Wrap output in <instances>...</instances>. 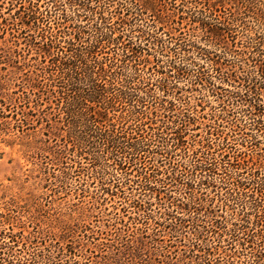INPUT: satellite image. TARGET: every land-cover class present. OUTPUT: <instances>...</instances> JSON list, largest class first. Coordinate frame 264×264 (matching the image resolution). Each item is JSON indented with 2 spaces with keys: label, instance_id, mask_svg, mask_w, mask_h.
Here are the masks:
<instances>
[{
  "label": "trees",
  "instance_id": "obj_1",
  "mask_svg": "<svg viewBox=\"0 0 264 264\" xmlns=\"http://www.w3.org/2000/svg\"><path fill=\"white\" fill-rule=\"evenodd\" d=\"M14 1L8 34L24 46L11 64L25 131L43 125L51 143L55 213L0 215V264H264V0ZM67 179L65 196L88 206L63 214L53 197ZM109 202L119 207L95 234L85 221Z\"/></svg>",
  "mask_w": 264,
  "mask_h": 264
},
{
  "label": "rangeland",
  "instance_id": "obj_2",
  "mask_svg": "<svg viewBox=\"0 0 264 264\" xmlns=\"http://www.w3.org/2000/svg\"><path fill=\"white\" fill-rule=\"evenodd\" d=\"M17 7L18 5L14 0H0V215L9 213L10 210L7 209L13 208L11 207L13 204L22 207L31 206V208H29L31 211L32 205L37 204L43 210L49 209V213L54 214L55 205L53 204L52 198L48 195L49 192L45 188L46 182L44 181V168L45 166L46 168L49 167L46 165L47 162L50 163L48 161L49 153L47 146H50L51 143H44L46 138L41 134L42 131H44L43 125L35 126L34 130L25 131V124L27 122L24 123V121L28 118H24L26 110L21 109L22 104H19V101H22L23 98L22 91H24V86L22 85V79L24 77L20 72V65L11 64V59L14 55L13 51H19L24 46L23 42H20L21 44L18 47L11 45L10 34H8L11 33L12 35H15L14 31H16L15 29H18L14 24L11 25ZM235 10L237 14L239 13L238 18L241 16L244 17L242 21L246 24V29H250L251 16L249 14L244 15L245 11H243V5L238 3ZM5 24L10 25L7 28ZM233 31L236 39L238 41H243L245 35V29H243V26H236ZM237 86L238 85L235 83V87H228L226 89L230 92H237L240 88V86ZM188 96H190L193 101L198 100L199 98L194 92L189 93ZM208 100L211 102V108H215L216 103L214 102V98L209 97ZM236 135L237 137L240 136L238 133ZM39 148H41V150ZM240 151L250 154L251 148H240ZM59 185L58 197L54 196L53 199H55L54 201L56 203L60 204L59 207L62 209L61 213L65 214L66 211L68 212L67 207H72V209H74V206L82 208L88 206V201L82 204L71 195V197L65 196V192L68 190L72 191V189L75 188L76 183H74V180L67 179ZM48 202H50V206L48 205ZM119 203L120 202H109L106 205L108 208L107 216L94 212L92 216L85 221L86 223H89L88 227L93 233H100L99 231H102L104 228L103 225H106L107 221H112V213L114 212V209L112 208H118ZM130 212H132L131 209ZM130 215L133 216V214ZM20 218L25 225V234L27 232L32 233L35 231V227L31 223L30 214L24 212L23 214H20ZM38 218L42 221L40 225L42 232L48 231L49 228L46 224H49V222L44 220V217L42 216ZM73 218H75V215ZM63 219L66 220L67 218L63 217ZM116 227L118 231L119 226ZM2 228H6V226H3ZM13 230L15 231L17 229L14 228ZM113 230L115 231V229ZM96 237L97 240L93 243L99 245V249L102 250L103 246H101V244L106 243L105 236L97 235ZM164 238L165 240H168L166 236ZM82 243L86 242L82 241ZM87 247L88 245L86 244L85 248ZM20 252L21 251L16 250L15 254L18 256L20 255ZM170 252H172V250H170ZM86 254L92 257L89 252H86ZM98 255L99 252L95 250L96 258H91L90 260L100 261ZM178 256L180 257V255ZM154 258L155 257L143 258V260L139 261L140 263L135 264H176L174 263L172 254L169 258H159L160 260L158 261H163V263H156ZM235 261L236 264H240L241 260L237 258Z\"/></svg>",
  "mask_w": 264,
  "mask_h": 264
}]
</instances>
